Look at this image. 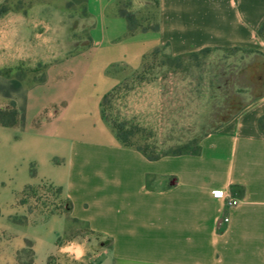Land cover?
Masks as SVG:
<instances>
[{
  "label": "crops",
  "instance_id": "obj_1",
  "mask_svg": "<svg viewBox=\"0 0 264 264\" xmlns=\"http://www.w3.org/2000/svg\"><path fill=\"white\" fill-rule=\"evenodd\" d=\"M130 1L68 0L82 11L71 22L86 41L58 46L63 55L36 81L0 76V102L17 111L0 158L26 159L34 175L25 184L59 188L70 216L105 240L86 264H264V0H157L142 27ZM161 48L173 57L205 48L256 55L260 90L239 91L246 103L200 139L199 154L150 161L118 143L100 106L112 69L138 70ZM9 215L0 213V264H66L67 248L76 263L86 255L82 244L58 245L62 215Z\"/></svg>",
  "mask_w": 264,
  "mask_h": 264
},
{
  "label": "rangeland",
  "instance_id": "obj_2",
  "mask_svg": "<svg viewBox=\"0 0 264 264\" xmlns=\"http://www.w3.org/2000/svg\"><path fill=\"white\" fill-rule=\"evenodd\" d=\"M67 1L0 0L1 77L36 81L48 63L63 55L58 46L66 49L71 47L68 43L86 41L71 22L82 11ZM133 1L127 9L140 17L141 27L152 24L157 0ZM260 69V58L243 51L210 49L175 58L161 48L146 56L138 70L125 66L111 70L116 81L101 102V118L113 133L112 127L119 125L133 130L134 147L147 148L150 154L170 152L236 113L246 103L239 91L251 86L260 90ZM9 111V103L0 102V123L10 120ZM3 128L0 147L10 133ZM33 175L34 166L26 159L7 165L0 158V213L10 214L14 222L47 218L58 211L67 216L68 204L57 187L46 181L25 184ZM65 220L59 246L82 244L86 255L76 263L71 257L78 252L67 248L64 262L88 263L105 240L70 217Z\"/></svg>",
  "mask_w": 264,
  "mask_h": 264
},
{
  "label": "trees",
  "instance_id": "obj_3",
  "mask_svg": "<svg viewBox=\"0 0 264 264\" xmlns=\"http://www.w3.org/2000/svg\"><path fill=\"white\" fill-rule=\"evenodd\" d=\"M126 19L128 21L129 27L133 28L132 16L131 15H127ZM257 36L260 37V38H264V22L262 23V25L257 30ZM210 49L211 48H205V49L200 50L199 52L200 53H205V52L209 51ZM233 50H237L238 51V49H233ZM250 53H252V52H250ZM181 56H183V55H181ZM181 56H177L175 58H179ZM192 56H195V55H192ZM105 99H106V95H104V97L102 98V102L105 101ZM9 107H10V111H9L10 120L8 122L0 123V126H2V127H13V126H15L17 124V111L15 109L14 103L13 102H9ZM217 126H214V127L216 128ZM258 127H259L260 131L262 132V134H264V116H261L258 119ZM112 128L114 130V135H115L118 143L121 146H123L125 148H130V149L136 150L137 152L142 154L147 160H150V161H154V160H157V159L165 157V156L197 155L200 152V147H199L200 139L204 135L212 132L215 129V128H213L211 131L203 132L201 134L202 136L201 135H197V136L190 137L189 139H187V142L185 144L175 148L173 151L162 153V154H150L148 152L147 148H140V147H134L133 146V142L131 141V137L134 134L133 130L124 131V129H123V127H121V125L116 126V127H112ZM151 184H152V182L150 180H148L147 181L148 187H151ZM58 191L61 192L59 188H58ZM65 200H66V202L68 204V208H67L68 209L67 210L68 211V213H67L68 215L66 216L65 213L60 212L58 210H57L58 212H55V214L62 215L64 217V219H66L67 217H70L72 222L83 224L84 227L89 232H91L89 230V228H88V225L86 223L81 222V221H79V220H77L75 218H72L70 216V211H71V208H72V204H71V202L68 199L65 198ZM59 241H60V239L58 240V245H59ZM102 244L103 245H107L106 242H103L100 245H102ZM30 247H31L30 242L26 241L25 248H28L29 251L28 252L26 251L25 253L30 254V252H31ZM22 252H24V251H22Z\"/></svg>",
  "mask_w": 264,
  "mask_h": 264
},
{
  "label": "built area",
  "instance_id": "obj_4",
  "mask_svg": "<svg viewBox=\"0 0 264 264\" xmlns=\"http://www.w3.org/2000/svg\"><path fill=\"white\" fill-rule=\"evenodd\" d=\"M236 203H237L236 200H232V199H228L226 201L227 206H234ZM224 221H227V218H225Z\"/></svg>",
  "mask_w": 264,
  "mask_h": 264
}]
</instances>
